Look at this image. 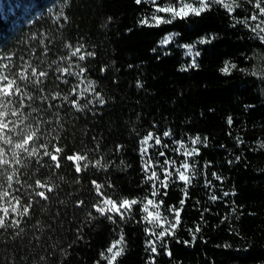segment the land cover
Returning a JSON list of instances; mask_svg holds the SVG:
<instances>
[{
    "label": "trees",
    "instance_id": "16d2710c",
    "mask_svg": "<svg viewBox=\"0 0 264 264\" xmlns=\"http://www.w3.org/2000/svg\"><path fill=\"white\" fill-rule=\"evenodd\" d=\"M254 2L232 0V11L214 5L200 16L158 26L154 14L171 16L156 7L176 0H17L6 18L0 16V64L14 74L23 68L28 82L47 95L18 80L23 96L45 99L25 98V115L43 109L34 115L52 122L45 127L49 138L59 137L56 146L100 161L78 174L74 162L59 160L62 167L51 176L59 187L46 201L32 197V207L22 193L31 192L25 180L38 167L36 159L20 169L18 184L10 177L20 166H8L16 163L9 159L17 149H0V165L7 166V183L0 182V264H108L117 251L112 264H264V75L258 71L264 40L252 31L260 25L264 35V21ZM23 10L31 15L25 18ZM202 38L209 42L199 43ZM184 45H193L191 54ZM77 47L83 61L72 57ZM225 62L236 68L223 73ZM69 64L84 72H56ZM31 69L49 72L44 85ZM11 111L19 107L4 114ZM149 133L161 144L142 143ZM197 137L201 143L192 142ZM192 149L197 153L186 159ZM184 162L189 169H182ZM153 168L160 180L165 170L172 173L166 188L147 179ZM175 169L190 182L180 181ZM49 175L41 169L32 180ZM92 181L107 185L101 191L118 203H141L114 223L93 208L100 197ZM148 199L149 210L159 214L155 228L143 219ZM165 228L168 234L158 240Z\"/></svg>",
    "mask_w": 264,
    "mask_h": 264
},
{
    "label": "snow or ice",
    "instance_id": "6c2138e0",
    "mask_svg": "<svg viewBox=\"0 0 264 264\" xmlns=\"http://www.w3.org/2000/svg\"><path fill=\"white\" fill-rule=\"evenodd\" d=\"M137 4H140L142 0H135ZM151 3H155V0H150ZM214 5H222L225 9H228V11H232V7L229 3L226 2V0H176V3L170 4L168 6H157L156 7V13H166L170 14L171 19H165L163 16L154 14L152 19L155 22V25H159L161 23H171L172 20L176 18H186L189 15L193 16H200L205 11L209 10ZM257 8H260V4L258 3L256 5ZM261 12H264V8L260 9ZM253 20L256 19V17H252ZM141 23L147 24V20H142ZM260 28V25H257V28L252 29V31L257 32V35L260 39L264 40V35H261L260 32L257 31V29ZM264 31V30H262ZM172 39L171 36L166 37L161 43L167 44ZM199 43H206L209 42L208 39H201L198 41ZM186 49H188V53L191 54V50L193 48V45H184ZM81 48L77 47L74 52H72L73 58H78V60L83 61L86 57L83 55H80ZM155 51V50H154ZM91 55V53H89ZM196 56L199 55V53H195ZM10 59V57L8 58ZM63 59V58H62ZM55 63V61H53ZM191 66L195 65V60H193V64ZM7 67L8 74L6 75L4 72V69ZM236 68V65L232 64L229 65L228 62H225V67L221 69V71L225 74H228L231 69ZM0 69H3V71H0V149H3L5 152L10 151L13 147L17 149V154L15 156H11V159L9 161H16V163H11L10 167L12 165L20 166L18 171L13 174V177H10V179L16 180L18 179L20 184V169H27L29 167V164L32 162L33 158L36 159V163L38 167L34 172H30L27 175V178L25 180V183L27 182L29 185H31V192L22 193L27 199L28 203H30L33 207L32 197L39 198V200H48L49 194H51L54 190H56L59 185L55 184L52 180L51 176L55 175L56 171H58L62 165L59 163V160L64 159L68 162H74V171L76 173H81L82 170H87L89 167H97L100 166V161H91L87 155H82L80 153H73L70 155H66L67 153V147L66 146H56L53 143V139L59 140V137L55 138H49L50 133L48 132L47 128L45 126L50 125L52 122L48 121L47 119H44L43 117H39L37 114L39 112H42L43 109H37L32 108L31 112H28L27 115H25L24 109L25 105L23 103L24 99L27 98L29 101H45V99H37L35 96L33 97H25L22 95V89L20 87V84L17 82L18 80L21 82H27L25 84V87H29L33 85L28 82L27 75L24 76L23 79L20 78L21 73L14 74L11 70L10 66H6L3 64H0ZM64 71H56L60 74V76H63V74H67L69 77H78L81 73L84 72V69H80L79 72H73L72 65L69 64L68 67H64ZM28 69H25L24 73H27ZM31 74L33 78L35 79L37 76H40L43 78V85L45 84L46 79L49 77V72L46 74L42 70H32ZM12 78H9V77ZM60 76H57V79H60ZM64 83H67V80L64 81ZM39 84V82H38ZM33 89L39 93H41L40 86L33 87ZM76 87L73 86L72 91L75 92ZM44 92V90H43ZM42 92V93H43ZM42 96H47L43 95ZM83 95V93H80ZM60 96V93L57 92L55 96H52L51 99L55 100ZM13 97H18L19 104L14 105L13 104ZM48 100V99H47ZM63 100L67 101L69 100L68 96H64ZM104 101L100 100V103H103ZM77 109H79V104H77L75 101H73ZM54 105H49V107H53ZM19 107V112L11 111L6 112L7 108H16ZM28 107H31V104L28 105ZM20 113H23V115L26 117L22 122H18L16 120L11 119L13 116H17ZM54 115H58V113H54ZM229 123H231V119H229ZM52 131H55L53 129ZM169 132H164L163 136L167 137L169 136ZM5 139L8 140V143L5 144ZM149 139H154L155 145L161 144V138L158 136H154L152 133H149L147 136L144 137V141L142 143H146ZM13 141H21L22 143H13ZM193 143H201V139L199 137L195 138V140L192 141ZM51 148V150H50ZM197 149H192L190 151H185L184 156L187 159L188 157H192L197 153ZM160 155H164L163 152L160 153ZM48 158V160L51 162L50 164H45L43 162V158ZM27 161V163H20V161ZM168 163V161H165V165ZM174 163V162H173ZM7 166L0 165V182H6L5 180V168ZM49 169L50 175L49 178H35V180H32L33 177H36L37 174L40 172L41 169ZM190 165L187 162L182 163V169H189ZM175 171L178 173V178L180 181L184 182H190V176L185 175L184 171L181 169H175ZM215 176L216 174L213 173ZM172 177V173L168 171L163 172V179L160 180V177L153 168V170L150 172V174L147 176V179L149 181L156 179L159 181L163 187H167L168 181H170V178ZM58 179H60L58 177ZM217 179L219 177L217 176ZM29 180H32V182H29ZM25 183L21 185L25 188ZM96 189V192L98 196L100 197L99 202L95 205H93V208L95 211H97L99 214L106 216V218L113 220L115 223V217L118 216L120 220H123L126 218L127 215L131 213L132 206L137 205L138 203H141V201H138L137 199H129V198H123L117 202V200L112 199L110 196H108L106 193H103L101 189L103 187H106L107 185H101L97 183L96 181L91 182ZM34 184V186H33ZM0 185H3V183H0ZM51 185V186H50ZM39 189V190H38ZM153 191L151 192L152 196H156L157 192L155 190V185H153ZM18 191V189H17ZM166 194V193H165ZM224 195H228V193H225ZM31 197V199H29ZM213 200L216 199L215 196L212 197ZM37 200V202H39ZM82 203V202H81ZM184 201H181V205H183ZM153 204V200L148 199L146 203H143V212L146 213V215L143 217L144 220L148 221L149 223L153 224V228L159 226L157 217L158 213H154L153 211L149 210L150 205ZM30 209V208H29ZM28 209V211H29ZM175 214L177 217V223H179V210H175ZM172 227H175V225H172ZM153 229H146L147 232L152 231ZM199 231V228L196 229ZM168 234V229L165 228L161 230L158 235V240H163V238ZM123 237H121V240ZM121 240L116 241L112 247H109L107 251L109 253L113 252V248L116 247L117 244L121 243ZM187 243V242H185ZM164 245L161 243V247ZM151 252L156 253L157 248L155 246L151 247ZM120 255V252L117 251L115 254H113L108 261V264H112V261L116 260V257ZM170 255V253H169Z\"/></svg>",
    "mask_w": 264,
    "mask_h": 264
},
{
    "label": "rangeland",
    "instance_id": "374dc122",
    "mask_svg": "<svg viewBox=\"0 0 264 264\" xmlns=\"http://www.w3.org/2000/svg\"><path fill=\"white\" fill-rule=\"evenodd\" d=\"M232 0H226V2L227 3H230ZM17 2V0H0V16H2V17H7L9 14H10V12H11V10L13 9L12 7H13V5L15 4ZM260 4V8H258L259 9V11H260V9L261 8H264V0H255V2H254V5H257V4ZM29 12V11H28ZM33 14V13H32ZM262 14L263 15H261V19L264 21V12H262ZM23 15H24V17L26 18L27 17V15H31V14H28V13H24V10H23ZM17 15H15V17H16ZM258 71H259V73H261V74H263L264 75V56L260 59V61H259V68H258ZM5 72V74L7 75L8 73L6 72V71H4ZM22 72V73H21ZM18 73H21V76H20V78L21 77H23L24 75H23V68H19L18 69ZM9 78H12L11 76L9 77Z\"/></svg>",
    "mask_w": 264,
    "mask_h": 264
}]
</instances>
